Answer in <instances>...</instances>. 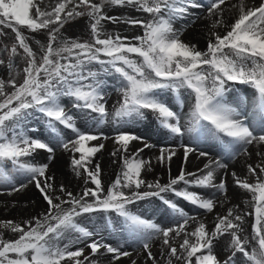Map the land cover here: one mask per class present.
<instances>
[{
	"label": "snow or ice",
	"instance_id": "snow-or-ice-1",
	"mask_svg": "<svg viewBox=\"0 0 264 264\" xmlns=\"http://www.w3.org/2000/svg\"><path fill=\"white\" fill-rule=\"evenodd\" d=\"M42 3L44 0H0V36L6 35L3 28H10L15 34V42L10 47L0 48V53L7 55V62L0 58V65L7 64L10 74L7 84L14 89L6 93L5 81L0 79V169L4 163L10 162L17 173L28 178L29 182H35L48 205L47 211L33 220L22 223L0 221V227L18 234L15 239H5L0 233V264H64L65 261L68 264H99L98 260L84 256V247H79L82 244L91 249V257H96L101 249L114 254L113 260L129 256V252L122 251L123 244H108L100 229L90 230L78 222V217L96 211L114 212L121 218L129 238L142 245L149 259L155 260L150 241L162 235L163 245L168 248L167 264H173V258L182 264H233L237 253L242 254V264H264V179L260 178L264 175V166L247 165L249 174L256 177L254 183L232 174L235 183L251 193L254 213L234 214L230 208L227 215L217 216L210 232L202 222L194 231L188 232L186 226L194 217L162 194L171 192L199 209L212 212L215 207L213 198H204L188 190L190 187H215L226 192L223 180L214 183L215 169L211 164L204 166L206 171L200 170L202 175L186 173L182 166L179 175L170 178L167 184L161 185L159 181L146 184L141 174L150 161L140 158L139 153L144 150L141 148L131 156H121V172L106 191L100 179L99 164L94 169L89 167L91 159L104 147L102 143L90 145V142L102 137L107 139L103 133L94 134L92 129L107 123L111 115L117 129L115 143L119 145L112 155L117 152L127 154L130 143L143 138L119 129L143 119L145 110L155 114L160 126L170 135L182 139L187 133L197 142L211 137L232 157L241 150L246 153L247 146L254 142L264 144V2L245 8L241 0L239 16L228 26L230 30L223 35L212 33L214 40H209L205 51L183 42L181 33L173 27L174 20L185 16L189 8L205 7L198 0H100L99 3L59 0L54 7L44 8L40 6ZM105 4L131 5L152 17L148 21H124L144 29L142 36L132 38L137 43L129 41L128 37L103 31L102 21L115 23L119 19L104 14ZM224 4L225 0H208L207 12L219 15ZM82 8L84 11H80ZM84 15L92 21V41L61 38L64 24ZM222 23L217 19L213 27ZM21 28L31 33L47 30V44L41 45L43 55L39 60ZM18 50L23 51L26 67L23 68V81L17 85L12 73L17 67ZM94 65H98L99 70H94ZM101 74L118 77L117 91L121 93V100L111 114L106 107ZM229 82L253 89L251 111L246 110L247 97L228 100ZM166 91L174 94L177 108L183 109L185 103H189L186 129L181 123L180 112L161 96ZM64 98L73 101V108L85 112V119L91 120L87 128L77 126L75 117L63 103ZM33 111L43 115L50 135L64 149L79 153V158L73 156L72 165L77 175L83 169L85 183L90 181L94 188L86 187L77 197L66 192L61 185L60 192L68 198L54 196L53 178L46 176L48 165L22 159L36 150L54 151L47 140L30 134L36 129L24 126ZM89 113L95 116H89ZM59 126L71 130L74 138H65ZM149 147L152 145L144 144V148ZM194 151L195 148L184 145L185 163ZM175 155V150L161 148L158 159L170 164ZM206 155L208 153L200 152V156ZM215 163L220 168L227 167ZM13 181L14 177L0 170V182L12 184ZM180 183L186 187L177 188ZM144 185L155 190L140 192ZM25 186L20 184V188ZM18 190L13 187V191ZM152 196L159 197L171 210L176 219L175 226L163 228L129 210L128 205L136 200ZM250 215H254L251 237L243 235L242 227L245 217ZM104 227L105 230L115 227L110 217ZM182 234V243L177 247L172 241ZM226 234L231 237L228 244L230 255L222 262L214 253V242Z\"/></svg>",
	"mask_w": 264,
	"mask_h": 264
},
{
	"label": "bare ground",
	"instance_id": "bare-ground-1",
	"mask_svg": "<svg viewBox=\"0 0 264 264\" xmlns=\"http://www.w3.org/2000/svg\"><path fill=\"white\" fill-rule=\"evenodd\" d=\"M57 2H59V0H44V3L40 6L42 8L45 6L54 7ZM262 2H264V0H243V5L245 8L255 7L259 6ZM240 4L241 0H225V4L221 5L223 11L219 15H209L207 7L203 9L200 15H195L194 13H197L199 8H189L188 13L183 16L184 19L179 20V22L181 23L184 20L183 26L189 24L191 18H194V22L187 25L183 33L180 35V39L185 43L195 45L198 50L205 51L209 40H214L212 33L215 32L223 35L230 30L228 26L234 23L235 19L239 16ZM217 19H221L223 23L214 28L213 24ZM173 23V27L178 30L180 24H177L176 22ZM72 28H75V26ZM33 48L35 49L34 46ZM118 87L119 84L116 83L113 86V89L117 90ZM227 87L231 89L228 93L229 101H233L237 97H247L246 110H252L254 103V91L252 88L248 85L235 82H229ZM106 88L107 84H104V90ZM107 90L108 91H105V101L106 107L108 106V112L111 114L114 111L113 103H111L112 107H110L109 104L112 90L111 88H108ZM161 96L172 105L174 110L177 109L173 93L166 91L161 93ZM63 103L67 110L75 117L77 126L81 129L87 128L88 124L91 123V120L85 119V112L73 107L68 108V106L71 105L69 98H64ZM188 111L189 103H185L183 109L178 110L182 117L181 123L185 126V129L188 126ZM88 115L95 116V114L92 113H89ZM24 126L27 129H36L37 131L30 132V134L36 138L47 140L50 143V146L54 149L52 153H49L46 150H36L28 157L33 163L48 165L46 176L53 178L51 183L54 189V196H61L62 199L68 198L60 192L61 185H63L66 192H71L77 197L83 193V190L86 187H95L90 181L87 184L85 183L86 175L84 174L83 169L79 170L81 173L80 175L76 174V170L72 165V159L74 155L76 158H79V153H73L70 149H64L57 142L56 138L50 135V130L47 128L43 118L36 117L32 112V114L25 120ZM119 130L135 134L143 139L132 141L129 145V152L127 154L117 152V155L113 156L112 153L117 150L119 145L115 143L117 129L112 122L111 115H109L107 123L92 129L94 134L103 133L104 136L107 137V139L102 137L100 140L90 142V145H98L102 143L104 147L95 154L89 165L90 168L94 169L95 166L99 164L101 170L100 179L105 191L116 179L117 174L121 172L123 167L121 156H131L133 153H136L138 149L143 148V152L139 153L140 158L150 161V165H146L141 174V178L146 181V184H154L157 181H159L161 185L167 184L170 178H175L179 175L182 166L186 173H197L198 175H202L203 172L200 170L206 171L204 169L206 164H211V167L215 169L216 178L214 183L218 184L221 180L225 182L226 192L224 193L218 191L215 187H190L188 189L189 191L199 193L204 198H213L215 200V207L210 213L203 209H199L180 197L175 196L173 198V195L170 194V192L163 193L169 198H173V202H175L180 208L184 209L189 216L194 217V219L189 220L188 225L186 226L188 232L194 231L201 222L206 225L207 230L210 232L214 228V222L216 221L217 216L227 215L230 208L233 209L234 214H243L244 212H247V205L251 202L252 198L251 193L240 188L235 183V178L232 174L235 173L240 179H247L248 182L254 183L256 177L249 174L247 165L251 164L253 167H256V165L260 164L261 166H264V144L254 142L252 145L247 146L246 153L241 150L237 156L232 157L225 152L224 148L218 141L211 137L202 138L197 142L191 139L187 133L182 139L170 135L166 129H163L160 126L156 115L148 110L145 111L143 119L138 120L131 125H126ZM60 131L65 138H74L73 133L69 132L67 129L61 127ZM145 143L152 145V147L144 148ZM184 145L195 148V151L189 154L186 163L184 162ZM161 148L175 150L176 155L172 158L170 164L168 162L162 163L158 159ZM201 151L208 153V155L200 156ZM50 156L52 159H49ZM215 162L225 164L227 167L220 168ZM10 165V168H13L11 163ZM257 173L259 174V168H257ZM8 174L14 177V181L12 184L0 182V221L12 220L16 223H22L24 221L33 220L35 217L42 216L47 211L48 205L43 199L40 191L36 188L35 182H29L28 178L17 173L15 170L13 173ZM260 178L264 179V175ZM188 179H192V177H188ZM21 183L26 186L20 188ZM13 187L19 188V190L13 191ZM176 187L182 189L186 186L183 183H180ZM154 190L155 189H149L146 185L141 186L139 189L140 192ZM91 199V197L88 198L89 202H91ZM149 199H152V203L148 208L140 207L139 202H134L128 205V208L130 211L141 215L143 218L145 217L146 219L152 220L163 228L175 226L176 219L173 213L166 206L161 207L159 205L160 207L158 208L155 196L140 199L138 201L144 202ZM64 207L67 208L69 206L64 205ZM251 210H253L254 213L252 204H249V212H251ZM109 217L112 219L115 227L105 230V221ZM77 219L79 223L87 226L90 230L93 228L100 229L101 235L106 243L113 246L123 244L122 251L130 253L129 256H122L119 260H113L112 257L114 254L106 253L104 249H101L96 257H91V249L85 247L83 244L79 245V247H84V256H89L90 259L98 260L99 264H133V261H135V264H167L168 248L163 245V237H155L150 241V251L152 252L153 257H155V260H153L149 259L147 251H145L139 243L133 242L129 238L127 231L124 229V221L118 218L113 212L102 213L96 211L83 214ZM253 222L254 215L245 217V222L242 225L244 228L243 235L251 237V226ZM0 233H3L5 239H15L18 236V234H13L10 230L4 229L3 227H0ZM230 239L231 237L226 234L214 242V253L222 262L230 255V251L228 250ZM182 240L183 234L180 237L175 238L172 243L178 247L179 244L182 243ZM82 258L83 257H81V259ZM64 264H68V262L65 261ZM173 264H182V262L176 261L173 258ZM233 264H242V254L237 253Z\"/></svg>",
	"mask_w": 264,
	"mask_h": 264
},
{
	"label": "rangeland",
	"instance_id": "rangeland-1",
	"mask_svg": "<svg viewBox=\"0 0 264 264\" xmlns=\"http://www.w3.org/2000/svg\"><path fill=\"white\" fill-rule=\"evenodd\" d=\"M93 2L99 3L100 0H93ZM203 9H205V8H199L197 13L195 12L194 14L200 15L202 13ZM80 11H84V9L82 8V9H80ZM103 11H104V14L107 16L119 18L118 22H115V23L110 21V20L102 21L103 31L105 33L111 34V35L119 34L121 37H128L129 41H132L133 43H137V41H134L132 38L137 37V36H142L144 29L139 25H132L129 23H125L124 21L128 20V19H137V20H144V21H148V20L152 19V17L149 14L144 13L142 11H138L136 9V7L131 6V5L112 6L110 4H105ZM193 19L194 18H191L189 20V24H187V25L192 24L194 22ZM183 21L180 23L179 19H177V21L174 20V22H176L177 24H180L178 31H181L180 32L181 34L183 33L184 29L187 27V25L183 26L184 25ZM91 22L92 21L90 20V18L87 15L70 19L68 22H66L64 24V27L61 29L60 36H61V38H64V39L71 38L74 40H78L80 42H84V41L91 42L92 41V34L90 31ZM73 26H75V28H72ZM21 31H23L24 34L29 38L30 46L32 48H33V46L35 47V49L33 48V50L36 52L37 59L39 60V58L43 55V52L41 51V45L43 44L44 46H46V44H47V30H40L38 32L31 33L27 29L21 28ZM3 32L6 33V35L0 36V48H3L5 45H8L10 47L12 45V43L15 42V34L12 32V30L10 28H3ZM37 41H39L40 43L38 44ZM18 51L20 52V55H18L15 58V62H16L17 67L12 73V76L16 79L17 85L22 83L23 78H24L23 68L26 67V59L22 58L24 56L23 51L22 50H18ZM0 58H3L5 60V62H7V55L6 54L0 53ZM93 68H94V70H99L98 65H94ZM17 73H18V75H17ZM0 79H3L5 81V92L6 93H11L12 91H14V89L10 85L7 84V81L10 79V74H9V70L7 68L6 63H5V65H0ZM100 79L103 81L104 84H107V88L104 91H108L107 89L111 88L112 96L110 97L109 104H110V107H112L111 103H113L114 109H115L116 107L119 106V102L121 100V93L119 91H117L116 89H113V86L118 81V77L115 74H101ZM105 95H106V93H105ZM0 99H2V97H0ZM69 100H70L71 105L68 106V108L73 107L72 106L73 101L71 99H69ZM175 110L178 111V110H180V108H177ZM34 113H35V116L37 115V116H39V118L44 119L42 114H40V113L36 114L38 112H34ZM22 159L25 161L26 160L30 161V159L28 157H24ZM8 167H9V165L6 162L3 165V169H0V170H5L8 173ZM170 194H172V193L170 192ZM162 195L166 199H170L173 201V198H174L173 194H172L173 198H169L166 194H162ZM155 199L157 200L158 208L160 206L163 207L165 205L159 197H155ZM137 202L140 203V207L148 208L150 206V204L152 203V199L146 200L144 202L136 200L135 203H137ZM249 204H251V202L248 203V205H247V209H246L247 212H249ZM252 211L253 210H251V212ZM250 230H251V227H250ZM156 237L162 238L163 236L158 235Z\"/></svg>",
	"mask_w": 264,
	"mask_h": 264
}]
</instances>
